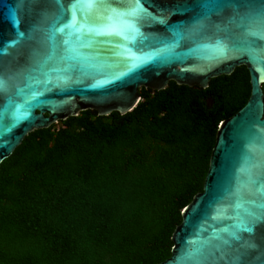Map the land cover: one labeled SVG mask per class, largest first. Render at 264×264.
Segmentation results:
<instances>
[{"label": "water", "instance_id": "95a60500", "mask_svg": "<svg viewBox=\"0 0 264 264\" xmlns=\"http://www.w3.org/2000/svg\"><path fill=\"white\" fill-rule=\"evenodd\" d=\"M239 67L250 97L160 264H264V0H0V165L34 131Z\"/></svg>", "mask_w": 264, "mask_h": 264}, {"label": "trees", "instance_id": "16d2710c", "mask_svg": "<svg viewBox=\"0 0 264 264\" xmlns=\"http://www.w3.org/2000/svg\"><path fill=\"white\" fill-rule=\"evenodd\" d=\"M246 67L206 89L142 88L127 114L30 133L0 165V264H160L203 191L219 125L250 97Z\"/></svg>", "mask_w": 264, "mask_h": 264}, {"label": "rangeland", "instance_id": "374dc122", "mask_svg": "<svg viewBox=\"0 0 264 264\" xmlns=\"http://www.w3.org/2000/svg\"><path fill=\"white\" fill-rule=\"evenodd\" d=\"M60 126H61V124H60V123H58V125H57V128H58V127H60Z\"/></svg>", "mask_w": 264, "mask_h": 264}, {"label": "snow or ice", "instance_id": "6c2138e0", "mask_svg": "<svg viewBox=\"0 0 264 264\" xmlns=\"http://www.w3.org/2000/svg\"><path fill=\"white\" fill-rule=\"evenodd\" d=\"M134 67H135V65H134ZM244 230L247 231V230H249V229L246 228V229H244Z\"/></svg>", "mask_w": 264, "mask_h": 264}]
</instances>
